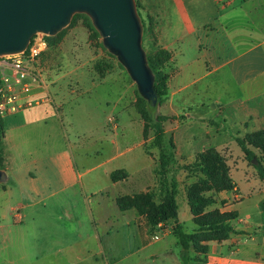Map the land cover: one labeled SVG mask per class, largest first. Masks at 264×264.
<instances>
[{
  "label": "rangeland",
  "instance_id": "1",
  "mask_svg": "<svg viewBox=\"0 0 264 264\" xmlns=\"http://www.w3.org/2000/svg\"><path fill=\"white\" fill-rule=\"evenodd\" d=\"M135 3L143 27V49L155 88L160 74L168 76V85L182 70L183 61L173 59L172 55L169 61H161L164 56L159 55L162 49L153 29L155 17L146 13L142 0H135ZM48 39V50L40 59L38 82L32 86L30 94L39 106L30 112L22 111L26 117L21 120L18 115L7 121L13 120L20 127L25 125L27 130L33 126L38 129L28 115L40 110L43 114L57 115L58 129L65 135L74 163L66 167L69 153L61 149L41 152L30 146L29 152L34 157L48 155L52 159L41 164L46 166L39 163L22 168V159L29 154L21 151L24 135L17 131L11 136L10 130H6V116L0 119L4 124L0 130V171L4 175L0 180V213L5 215H0V221L6 222L3 225L5 233L15 228L16 237L24 235L25 228L18 226L26 222L23 213L29 199L37 198L35 205L39 207V199L45 194L58 190L73 176H81L80 187L83 186L85 192L83 203L88 211L92 207V215L102 223L99 245L104 247L111 264L130 261L134 250L130 243H164L167 231L174 228L175 222L154 224L152 218L165 195L160 175L161 149L154 144L159 116H165L169 118L163 123L164 147L171 159L169 184L173 179L177 183L179 219L185 231L193 236V247L198 249L203 247L202 243H222L232 236L246 234V231L236 230L238 212L234 199L238 191L226 160L236 158L232 147L238 140L246 141L257 132L240 136L236 123L228 117L232 109L226 114L223 109L216 108L207 118L194 115L197 105L182 103L179 94L170 98L177 87H168L165 102L160 103L165 97L159 99L158 96L155 104L150 103L118 55L106 45L105 38L87 13H75L67 26ZM35 138L41 142L42 132ZM13 144H17L20 151L10 152ZM39 147L44 148V144ZM218 147L224 150L219 152ZM118 154H121V161L116 158ZM17 178L21 181H16ZM109 178L116 184L111 194H118L113 205L116 202L126 213L131 228L123 226V219L117 223L113 208L103 210L107 216L99 215L96 209L100 195L107 193L103 184L109 182ZM92 185L99 186H95L99 196L93 193ZM58 206L60 201L56 198L46 201V209H50L52 215L56 214ZM114 222L120 226V232L110 230L106 237L102 226ZM217 223L231 226L234 232L211 231L210 225ZM119 243H127L126 248Z\"/></svg>",
  "mask_w": 264,
  "mask_h": 264
},
{
  "label": "crops",
  "instance_id": "2",
  "mask_svg": "<svg viewBox=\"0 0 264 264\" xmlns=\"http://www.w3.org/2000/svg\"><path fill=\"white\" fill-rule=\"evenodd\" d=\"M142 3L146 5V13L155 17L153 29L159 48L168 51L173 59L183 61L182 70L168 84L170 89L177 87V92L170 98L179 94L182 103L197 105L193 113L200 118H207L216 108L223 109L226 114L232 109L228 117L236 123L240 136L264 132V0H142ZM22 113L9 114L5 119L20 115L21 120L26 117ZM28 116L36 122L38 129L33 126L27 130L25 125L20 127L10 119L6 129L10 130L11 136L17 131L24 135L21 151L29 154L26 159L23 157L22 168L39 163L46 166L41 164L52 159L48 155L34 157L29 152L30 146L41 152L48 149L70 152L64 133L58 129L57 115L43 114L40 110ZM39 132L43 136L41 142L35 141ZM41 143L44 148L39 147ZM16 145H10L9 151H20ZM232 148L236 158L227 156L226 163L237 184L234 199L238 212L236 230L246 231V234L232 236L222 243H202L207 250L192 248L191 264H264V181L247 161L240 145ZM248 148L264 164V151L253 146ZM223 150L218 147L219 152ZM71 153L66 167L74 163ZM116 158L121 161V154ZM80 182L81 176H73L58 190L45 194L42 199L39 197V207L35 205L37 198L29 199L23 213L26 222L18 226L25 228L21 237L15 236V228L5 233L3 225L6 222L0 221V264L112 263L104 247L99 245L102 243V223L92 215V207L88 211L84 205L85 192ZM95 186L99 187H91L98 195ZM103 188L110 194L100 195L99 208H96L99 215H106L104 211L113 208L117 223L123 219V226L130 227L126 213L112 202L118 199L116 192L111 194L116 184L109 178ZM53 198L60 201L55 215L46 209V201ZM102 228L106 237L110 230L120 232V226L115 222ZM166 238L164 243H130L134 250L127 264H183L181 247L172 227ZM121 244L125 249L127 243Z\"/></svg>",
  "mask_w": 264,
  "mask_h": 264
},
{
  "label": "water",
  "instance_id": "3",
  "mask_svg": "<svg viewBox=\"0 0 264 264\" xmlns=\"http://www.w3.org/2000/svg\"><path fill=\"white\" fill-rule=\"evenodd\" d=\"M75 13L93 18L106 45L126 66L141 94L155 104L158 93L143 49V27L135 0H0V56L24 51L39 32L55 35Z\"/></svg>",
  "mask_w": 264,
  "mask_h": 264
},
{
  "label": "trees",
  "instance_id": "4",
  "mask_svg": "<svg viewBox=\"0 0 264 264\" xmlns=\"http://www.w3.org/2000/svg\"><path fill=\"white\" fill-rule=\"evenodd\" d=\"M160 56H164L163 59H161L162 62H167L169 59H171V54L162 49L159 51ZM168 76H163L160 74V78L158 80V83L156 84V90L159 96V99L161 97H165V99H160V103H163L168 98ZM169 118L165 116H159V122L160 125L156 132V137L154 140V144L161 149V155H160V167H161V185L165 189V195L162 200V204L159 207V210L157 213L153 216V222L154 224H160V223H166L168 221L173 220L175 222V226L173 228V234L178 240V244L181 247V259L183 264H191L192 258L190 255L191 249L195 248L193 247V236L190 233H187L183 227V224L179 220V206L177 203V194H178V187L177 183L173 179L169 184L168 179V173H169V165H170V158L166 152V149L164 147L165 144V129L163 127V123L167 121ZM0 130H3V123L2 120H0ZM262 140V141H261ZM261 143V144H260ZM238 144L242 148L245 158L248 162H250L254 168L257 170L258 175L260 179L264 181V164L262 159H260L257 154L250 150L248 148V145H251L255 148H259L264 151V132L260 131L257 132L246 141L244 140H238ZM206 160V159H205ZM220 162V157L219 161ZM211 231H227V232H234V229L231 228L229 225H225L223 223H217L210 225ZM196 250H207L206 246L195 248Z\"/></svg>",
  "mask_w": 264,
  "mask_h": 264
},
{
  "label": "built area",
  "instance_id": "5",
  "mask_svg": "<svg viewBox=\"0 0 264 264\" xmlns=\"http://www.w3.org/2000/svg\"><path fill=\"white\" fill-rule=\"evenodd\" d=\"M48 38L39 32L24 51L0 56V119L38 106L30 94L38 82L40 59L48 50Z\"/></svg>",
  "mask_w": 264,
  "mask_h": 264
}]
</instances>
